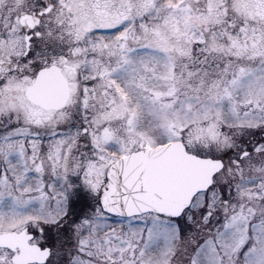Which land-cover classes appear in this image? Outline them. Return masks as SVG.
<instances>
[{
    "label": "snow or ice",
    "instance_id": "snow-or-ice-1",
    "mask_svg": "<svg viewBox=\"0 0 264 264\" xmlns=\"http://www.w3.org/2000/svg\"><path fill=\"white\" fill-rule=\"evenodd\" d=\"M0 264H264V0H0Z\"/></svg>",
    "mask_w": 264,
    "mask_h": 264
}]
</instances>
